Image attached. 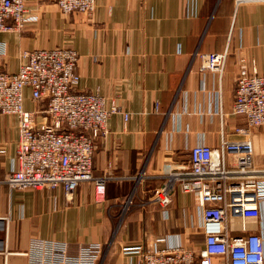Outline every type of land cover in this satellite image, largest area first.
<instances>
[{
  "label": "crops",
  "instance_id": "1",
  "mask_svg": "<svg viewBox=\"0 0 264 264\" xmlns=\"http://www.w3.org/2000/svg\"><path fill=\"white\" fill-rule=\"evenodd\" d=\"M33 19L19 31L0 33V71L16 73L24 52L56 47L78 54L77 89L115 100L128 114L107 120L108 135L95 141V177L107 178L99 202L94 185L81 183L70 196L54 189L16 190L3 181L14 167L17 123L0 116V264H27L35 241L67 244L70 264H136L125 246L203 242L201 212L190 194L175 191L166 207L150 203L161 174L187 164L196 145L218 153L222 141L244 127L232 114L239 70L264 74V0H95L91 16L62 14L54 0H25ZM225 53L222 74L201 71V56ZM23 105L34 104L24 89ZM253 165L264 167V127L250 131ZM227 162L234 154L224 151ZM245 223L264 244V202ZM233 235H242L232 220ZM103 247L99 263L83 252ZM109 245V248L107 249ZM153 246V245H152ZM218 261V258H214Z\"/></svg>",
  "mask_w": 264,
  "mask_h": 264
},
{
  "label": "built area",
  "instance_id": "2",
  "mask_svg": "<svg viewBox=\"0 0 264 264\" xmlns=\"http://www.w3.org/2000/svg\"><path fill=\"white\" fill-rule=\"evenodd\" d=\"M54 2L64 15L91 16L95 8V0ZM33 17L25 0H0V33L19 31ZM22 57L25 61L16 73L0 71V116H14L18 134L14 167L3 182L16 190L62 186L66 196L79 184L90 182L99 202L104 197L107 178L92 174L95 141L107 137L110 115L122 114L125 125L128 114L113 99L107 105L98 92L77 89L75 50L37 49L24 52ZM225 62V53L203 54L200 70L220 76ZM24 89L30 90L34 104L45 105L26 110ZM232 114L243 118L244 127L233 132L243 139L222 141L219 153L206 144L194 146L187 164L161 174V184L149 201L166 207L177 189L190 194L201 212L202 244L186 248L177 242L163 249L155 244L148 249L125 246V257H135L136 264H264L262 236L245 232V223L258 218L264 202V167L253 165L249 139L251 130L264 127V74L239 70ZM225 150L234 154L232 163L226 161ZM237 219L244 230L242 235L232 234V220ZM103 250L98 244L83 248L98 263L105 254ZM25 256L27 264H70L67 244L49 240L33 242Z\"/></svg>",
  "mask_w": 264,
  "mask_h": 264
},
{
  "label": "rangeland",
  "instance_id": "3",
  "mask_svg": "<svg viewBox=\"0 0 264 264\" xmlns=\"http://www.w3.org/2000/svg\"><path fill=\"white\" fill-rule=\"evenodd\" d=\"M89 183H90V182H89ZM108 248H109V245H108ZM100 261H101V260H100ZM100 261H99V262H100ZM97 263H98V262H97ZM99 264H100V263H99Z\"/></svg>",
  "mask_w": 264,
  "mask_h": 264
}]
</instances>
